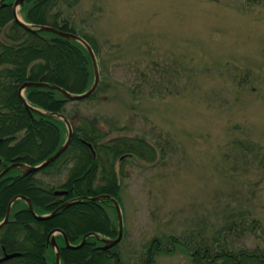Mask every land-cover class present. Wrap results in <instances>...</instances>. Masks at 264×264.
Instances as JSON below:
<instances>
[{
    "label": "rangeland",
    "instance_id": "rangeland-1",
    "mask_svg": "<svg viewBox=\"0 0 264 264\" xmlns=\"http://www.w3.org/2000/svg\"><path fill=\"white\" fill-rule=\"evenodd\" d=\"M65 1L100 77L77 108L111 137L169 141L157 160L117 161L122 263L135 264L154 239L168 249L169 235L218 241L243 218L258 221L257 236L229 240L264 246V0ZM153 264L191 258L176 247Z\"/></svg>",
    "mask_w": 264,
    "mask_h": 264
},
{
    "label": "trees",
    "instance_id": "trees-1",
    "mask_svg": "<svg viewBox=\"0 0 264 264\" xmlns=\"http://www.w3.org/2000/svg\"><path fill=\"white\" fill-rule=\"evenodd\" d=\"M14 1L0 4V172L15 162L38 165L52 155L68 132L59 114L69 120L73 133L64 151L44 168L29 173L14 168L0 178V221L15 196L29 198L37 215L48 214L65 201L72 202L50 218L37 219L27 202L16 199L8 221L0 227V246L6 253L20 255L1 264H55V251L47 245L54 229H60L71 244H78L88 232L95 233L79 248L66 247L62 234H57L61 264H123L117 245L99 248L100 236H117L118 226L112 216L115 207L110 199L93 201L90 197L108 194L120 203L117 161L128 156L157 160L164 156L169 141L165 139L157 147L141 136L111 137L96 117L80 112L77 104L82 100H69L49 87L23 91L26 101L43 113L25 107L18 91L24 82H45L70 93H83L92 85L94 73L90 55L80 42L40 29L48 25L77 34L61 9V4H67L65 0H23L18 12L29 28L14 19ZM80 37L96 56L90 40ZM143 73L145 81L149 73ZM95 91L83 100L91 99ZM55 190H66V194L55 195ZM259 228L256 219L243 218L233 220L215 242L200 231L167 236L168 249L160 247V239H154V249L142 251L135 264H153L158 250L172 252L176 247L189 253L191 264H264V246L236 247L229 240L231 235L257 236Z\"/></svg>",
    "mask_w": 264,
    "mask_h": 264
},
{
    "label": "water",
    "instance_id": "water-1",
    "mask_svg": "<svg viewBox=\"0 0 264 264\" xmlns=\"http://www.w3.org/2000/svg\"><path fill=\"white\" fill-rule=\"evenodd\" d=\"M3 2V0H0V4ZM23 3V0H15L13 2L12 5V14L14 16V19L22 26L25 28H29V25L26 24L24 21H22L18 15H17V9L18 7ZM41 30H45V31H50L53 32L57 35H60L64 38H68V39H73L76 40L78 42H80L88 51L90 58L92 60V65H93V73H94V79H93V83L90 86V88L83 92V93H70L67 90H64L58 86H54V85H49L48 83L45 82H24L19 86V96L22 99V102L24 104L25 107H27L30 111H34L36 113H43L40 109H38L37 107L31 106L26 99L23 96V91L25 88L27 87H34V86H43V87H49L55 91H58L59 93H61L62 95H64L67 99L69 100H73V101H78V100H83L85 98H88L96 89L98 82H99V70L97 67V63H96V58H95V54L93 52V49L91 48V46L89 45V43L83 39L82 37L78 36L75 33L69 32V31H63L59 28H55L53 26H48V25H44L40 27ZM53 115V114H51ZM59 117L61 119L64 120L66 127H67V137L65 142L52 154L50 155L48 158H46L44 161H42L40 164L38 165H34V166H27L21 162H15L12 163L10 165H7L1 172H0V178L3 177L9 170L14 169V168H19L20 170H22L24 173H29V172H36L42 168H44L45 166H47L50 162H52L53 160H55L63 151L64 149L68 146L71 138H72V126L69 122V120L64 116L59 114ZM55 195H62V194H66V190H55L54 191ZM23 199L25 202H27L28 204V209L29 211L32 213V215L37 218V219H46V218H50L52 216H54L56 214V212L69 205L72 201H65L63 203H61L56 209H54L52 212H50L49 214L46 215H37L33 209L32 203L30 201L29 198L25 197V196H15L13 197L7 204L6 207V211H5V215L3 217V219L0 221V227H2L7 221L8 218L10 216V212H11V206L12 203L16 200V199ZM110 199L115 207L116 210V215H117V220H118V233H117V237L116 238H101L103 245H101L99 248L106 250L116 244L119 243V241L121 240L122 237V215H121V208L119 203L110 195L108 194H102L100 196H94V197H90L91 200L93 201H97L100 199ZM79 200V199H77ZM55 233H60L63 235L64 237V241H65V245L66 247H70V248H79L86 240L87 237L95 235L94 232H88L86 233L82 240L75 245H72L69 240L67 239L66 235L60 230V229H54L51 232V237H50V243L51 245L55 248L56 250V255H55V264H60V253H59V247L55 241ZM20 252H12V253H4L3 256L0 257V263L9 260L13 257L19 256Z\"/></svg>",
    "mask_w": 264,
    "mask_h": 264
},
{
    "label": "flooded vegetation",
    "instance_id": "flooded-vegetation-1",
    "mask_svg": "<svg viewBox=\"0 0 264 264\" xmlns=\"http://www.w3.org/2000/svg\"><path fill=\"white\" fill-rule=\"evenodd\" d=\"M36 213V212H35ZM49 214V213H48ZM46 215V214H45ZM57 234H60V233H55L54 234V236H56ZM63 236V235H62ZM50 237H51V235H49L48 237H47V245H49V246H51V248L52 249H54L55 250V248L51 245V243H50ZM64 238V237H63ZM82 240V239H81ZM100 240H101V237H100ZM55 241H56V239H55ZM86 241V240H85ZM102 241V240H101ZM65 242V241H64ZM57 243V242H56ZM103 243V242H102ZM57 245H58V243H57ZM72 245H75V244H72ZM103 245V244H102ZM66 246V245H65ZM101 246V245H100ZM99 246V247H100ZM1 247V254H0V257L1 256H3L4 255V253H6L5 251H4V248L2 247V246H0ZM58 247H59V245H58ZM68 248H70V247H68ZM59 253H60V248H59ZM55 255H56V250H55ZM3 263V262H2ZM1 264V263H0ZM60 264H61V262H60Z\"/></svg>",
    "mask_w": 264,
    "mask_h": 264
}]
</instances>
